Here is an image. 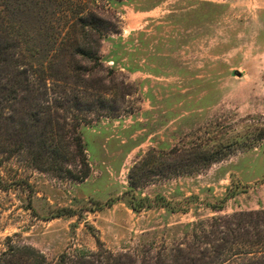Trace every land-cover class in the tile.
Returning a JSON list of instances; mask_svg holds the SVG:
<instances>
[{"label": "rangeland", "instance_id": "374dc122", "mask_svg": "<svg viewBox=\"0 0 264 264\" xmlns=\"http://www.w3.org/2000/svg\"><path fill=\"white\" fill-rule=\"evenodd\" d=\"M0 34L31 86L2 104L28 125L0 127V254L264 264V0H0ZM47 118L87 177L35 162Z\"/></svg>", "mask_w": 264, "mask_h": 264}, {"label": "trees", "instance_id": "16d2710c", "mask_svg": "<svg viewBox=\"0 0 264 264\" xmlns=\"http://www.w3.org/2000/svg\"><path fill=\"white\" fill-rule=\"evenodd\" d=\"M83 21H85V19ZM79 52L87 57L93 56L92 52H89L83 48H81ZM12 53L13 43L8 42L7 35L0 34V79H3V75L1 74V72L5 68V63L10 62V60L12 61ZM21 75L22 77H25L23 81L19 80V78L17 77H20ZM4 79L6 80V82L0 83V127H6V131H8L9 133L13 132L12 134H19L21 133L22 129L28 125V122L25 121V117L17 118L14 114L9 117H4L2 104L7 103L11 99L12 101L16 100L17 95L21 91L27 94L31 91V86L29 85L30 82L27 79V70H15V74L12 78L4 77ZM35 116L36 118L34 122L35 125H37L38 120L40 119L38 115ZM45 120L46 121L43 123V126H41L42 128L38 132L39 135H37V142H34L35 140H32L36 135L30 137V139H25V141L30 144L29 146L33 147L35 149V152L37 153L35 155V162L37 161L36 163L38 165H41L42 167H45V165L48 166V168H44L47 171L58 173L66 171L72 177H78V179L87 177L89 167H86L85 170L78 176H75L72 170L69 168L63 169V167L61 166V161L66 159L68 145L62 141V137H60L61 140L59 141L54 140L59 133L53 130L55 128L51 122V119L47 118ZM56 125H59V123H56ZM9 129H11V132ZM36 133L37 129L35 134ZM48 139L50 142H48ZM75 147L78 149L80 154L84 153V144L80 139L75 143ZM197 155L199 157L196 159L194 158L193 162L194 167L196 166L194 168L195 171L208 167V165L212 161H214V159H218L216 158L217 154L215 153L210 154L209 152L205 153L196 151L195 156ZM82 163L87 165L85 159L82 160ZM138 173H136L134 170H131V173L129 175L130 185L133 187L139 185V179L143 177V172H141L140 175H137ZM131 205L132 208L137 210L143 207V204L141 203H132ZM89 257V254L81 252L79 253V256L74 259V257L69 256L64 252L59 256L57 261L52 262L47 260L41 252L35 250L34 248H19L11 246L7 251L0 254V264H89L90 261L86 260Z\"/></svg>", "mask_w": 264, "mask_h": 264}]
</instances>
